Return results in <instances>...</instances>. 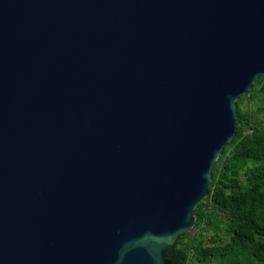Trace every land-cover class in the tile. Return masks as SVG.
Listing matches in <instances>:
<instances>
[{"label": "water", "instance_id": "1", "mask_svg": "<svg viewBox=\"0 0 264 264\" xmlns=\"http://www.w3.org/2000/svg\"><path fill=\"white\" fill-rule=\"evenodd\" d=\"M264 0H0V264H171Z\"/></svg>", "mask_w": 264, "mask_h": 264}, {"label": "trees", "instance_id": "2", "mask_svg": "<svg viewBox=\"0 0 264 264\" xmlns=\"http://www.w3.org/2000/svg\"><path fill=\"white\" fill-rule=\"evenodd\" d=\"M235 106V136L215 162L195 225L176 243L171 264H264V78Z\"/></svg>", "mask_w": 264, "mask_h": 264}, {"label": "rangeland", "instance_id": "3", "mask_svg": "<svg viewBox=\"0 0 264 264\" xmlns=\"http://www.w3.org/2000/svg\"><path fill=\"white\" fill-rule=\"evenodd\" d=\"M247 106L245 104L242 105V108L245 109ZM223 240H227L228 239V235L227 234H223ZM204 264H209L208 261H206Z\"/></svg>", "mask_w": 264, "mask_h": 264}]
</instances>
